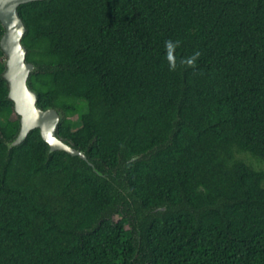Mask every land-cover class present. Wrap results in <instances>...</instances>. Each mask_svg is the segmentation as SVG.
<instances>
[{
  "label": "trees",
  "instance_id": "16d2710c",
  "mask_svg": "<svg viewBox=\"0 0 264 264\" xmlns=\"http://www.w3.org/2000/svg\"><path fill=\"white\" fill-rule=\"evenodd\" d=\"M18 12L27 84L87 159L49 152L38 128L8 147L0 49V264H264V0Z\"/></svg>",
  "mask_w": 264,
  "mask_h": 264
},
{
  "label": "water",
  "instance_id": "95a60500",
  "mask_svg": "<svg viewBox=\"0 0 264 264\" xmlns=\"http://www.w3.org/2000/svg\"><path fill=\"white\" fill-rule=\"evenodd\" d=\"M30 1L33 0H0V22L4 28L0 49L5 56L2 76L7 82L8 98L12 100L14 112L19 116L20 122L18 134L7 145L9 148L19 145L29 131L38 128L42 139L48 144L49 152L64 151L86 160L83 151L57 135L61 112L53 107L41 108L37 104V92L27 84L29 74L36 66L26 61L27 49L21 41L26 27L19 15L18 6Z\"/></svg>",
  "mask_w": 264,
  "mask_h": 264
},
{
  "label": "clouds",
  "instance_id": "9594fccd",
  "mask_svg": "<svg viewBox=\"0 0 264 264\" xmlns=\"http://www.w3.org/2000/svg\"><path fill=\"white\" fill-rule=\"evenodd\" d=\"M179 43H180L179 41H176V42L166 41L165 42V47L167 50V60L169 63V69L171 71L176 70V67H177L175 49L179 45ZM199 55L200 53L197 52L193 54L191 57L186 58L185 60L181 61V63H183L187 67H194Z\"/></svg>",
  "mask_w": 264,
  "mask_h": 264
},
{
  "label": "rangeland",
  "instance_id": "374dc122",
  "mask_svg": "<svg viewBox=\"0 0 264 264\" xmlns=\"http://www.w3.org/2000/svg\"><path fill=\"white\" fill-rule=\"evenodd\" d=\"M255 164V163H254ZM256 166H258V167H261L260 165H258V164H255Z\"/></svg>",
  "mask_w": 264,
  "mask_h": 264
}]
</instances>
